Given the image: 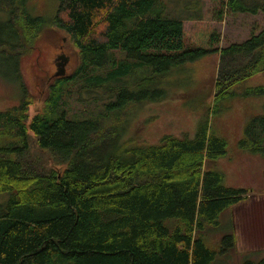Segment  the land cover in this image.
I'll return each instance as SVG.
<instances>
[{
	"label": "trees",
	"instance_id": "trees-1",
	"mask_svg": "<svg viewBox=\"0 0 264 264\" xmlns=\"http://www.w3.org/2000/svg\"><path fill=\"white\" fill-rule=\"evenodd\" d=\"M160 1L51 0L55 12L44 18L31 16L29 0H0V78L22 97L0 112V264H232L233 233L219 251L207 245L218 217L248 195L225 188L222 173L204 169L226 156L225 139L204 123L194 139L166 136L156 146H131L117 141L103 115L69 119L59 107L70 81L103 89L135 70L143 74L137 89L119 90L107 111L149 97L160 101L162 78L213 51L220 55L213 114L235 88L264 75V28L223 49L213 47L219 34L199 32L202 44L193 49L184 20L166 17ZM224 9L257 17L264 15V0H227ZM52 28L69 38L80 65L73 76L55 79L45 111L30 119L20 63L38 35ZM117 53L125 60L117 62ZM108 66L106 75L92 73ZM260 95L264 86L242 94ZM31 136L63 168H49L44 153L34 154ZM243 138L242 149L264 155V116L248 122ZM251 256L241 264H264V257Z\"/></svg>",
	"mask_w": 264,
	"mask_h": 264
},
{
	"label": "rangeland",
	"instance_id": "rangeland-1",
	"mask_svg": "<svg viewBox=\"0 0 264 264\" xmlns=\"http://www.w3.org/2000/svg\"><path fill=\"white\" fill-rule=\"evenodd\" d=\"M226 1L161 0L158 10L163 11L166 17H180L184 20L188 47L194 49L202 44L198 41L199 36L196 35L199 32H215L219 34L220 42L213 47L223 49L232 46V43L245 42L264 28L263 14H258L257 17L230 16L225 9L223 10ZM28 3L27 9L31 16L50 18L55 12L51 0H29ZM220 12L223 13L222 19H219ZM35 42L34 49L23 55L20 63L22 82L27 89L26 97L29 96L31 101L30 119L45 111L46 98L57 78L55 76L57 53L63 49L64 54L70 59L65 66L68 77L73 76L80 65L77 49L63 32L53 28L45 30L38 35ZM114 56L117 62L125 60L124 55L120 53ZM219 59V53L213 51L202 60L172 69L160 82L162 86L160 89L166 94L160 101L149 97L148 101L130 102L113 112L107 111V104L115 99L119 90L137 89L140 76L143 74L139 72L141 70H135L119 84H112L103 89L87 86L81 79L70 81L65 86L59 107L65 111L69 119H97L103 115L101 120L105 121L108 127L110 125L114 127L117 141L131 146H156L166 136L175 138L187 136L194 139L198 126L207 123L210 132L225 139L228 147L225 157L211 165L208 161L205 162L204 169L208 171L211 168L222 173L224 176L222 184L225 188L248 191L246 200L218 217L219 224L211 227L207 245L219 251V243L228 234L233 233L236 237V247L229 253L228 261L232 264H241L244 257H250L254 252L261 253L258 255L254 253L251 256L252 260L264 257V155L240 147L248 122L253 118L264 116V95L242 96V94L248 88L264 86V75L259 74L235 88L233 91L236 95L222 101L218 112L213 114L214 86ZM60 62L62 61H57ZM112 68L108 66L92 73L106 75ZM149 70L152 73V69ZM20 94L19 88L0 78V112L18 106L22 100ZM31 144L34 154L44 153L42 160L49 168H63L55 165L49 155L50 152L40 151L33 136H31Z\"/></svg>",
	"mask_w": 264,
	"mask_h": 264
},
{
	"label": "water",
	"instance_id": "water-1",
	"mask_svg": "<svg viewBox=\"0 0 264 264\" xmlns=\"http://www.w3.org/2000/svg\"><path fill=\"white\" fill-rule=\"evenodd\" d=\"M62 61L60 63H57L56 67H57V72L55 74V76L57 78H60V77H64L66 76V65L69 63V57H67L66 55H61L57 58V61Z\"/></svg>",
	"mask_w": 264,
	"mask_h": 264
},
{
	"label": "flooded vegetation",
	"instance_id": "flooded-vegetation-1",
	"mask_svg": "<svg viewBox=\"0 0 264 264\" xmlns=\"http://www.w3.org/2000/svg\"><path fill=\"white\" fill-rule=\"evenodd\" d=\"M65 52H64V50L62 49V51L60 50V52L59 53H57V55H56V65H57V58L59 57V56H61V55H66V54H64ZM67 56V55H66Z\"/></svg>",
	"mask_w": 264,
	"mask_h": 264
}]
</instances>
